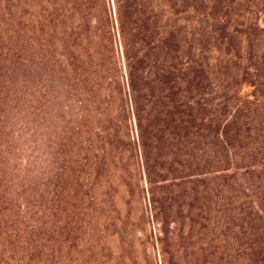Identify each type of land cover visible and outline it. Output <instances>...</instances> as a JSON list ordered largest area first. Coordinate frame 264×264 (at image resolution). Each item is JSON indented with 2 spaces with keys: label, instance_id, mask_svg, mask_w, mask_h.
Instances as JSON below:
<instances>
[{
  "label": "rangeland",
  "instance_id": "rangeland-1",
  "mask_svg": "<svg viewBox=\"0 0 264 264\" xmlns=\"http://www.w3.org/2000/svg\"><path fill=\"white\" fill-rule=\"evenodd\" d=\"M182 2L188 18L179 25L189 31L215 28L223 13L238 24L234 35L226 34L232 55L213 38L205 51L231 105L233 96L249 104L248 136L234 138L228 153L245 164L248 151L264 140V0ZM111 9V0H0V264H164L173 220L180 218L185 235L191 228L188 247L197 249L193 236L203 226L216 223V232L229 225L237 241L220 250L222 264H259L264 149L249 162L252 171L235 175L238 199L227 205L211 194L208 221L194 214L199 199L186 196L169 207V181L159 180V169L171 153L162 149L156 157L147 142L143 163ZM243 116L236 117L237 126ZM202 146L205 158L219 145L206 134ZM229 157L230 170L242 172ZM223 209L226 220L223 211L215 213ZM252 234L259 246L248 245Z\"/></svg>",
  "mask_w": 264,
  "mask_h": 264
},
{
  "label": "trees",
  "instance_id": "trees-1",
  "mask_svg": "<svg viewBox=\"0 0 264 264\" xmlns=\"http://www.w3.org/2000/svg\"><path fill=\"white\" fill-rule=\"evenodd\" d=\"M159 2L111 0L112 21L120 45L128 106L145 166L148 160L144 154L147 142L153 143L156 157H159L162 149L166 150V155L171 153L167 167L159 169L164 172L159 180L164 182L168 179L170 185L166 190L170 199L168 206H176L174 200L186 196L199 199V207L194 214L208 221L210 205L215 202L211 194L227 205L238 199L235 175L252 171L249 162L254 160L255 154L260 155L264 140L260 139L248 151L250 160H245V164L239 163L235 157H229L228 153L232 155V140L241 141L248 136L252 123V117L248 114L249 104L233 96L234 103L231 105V99L224 93L225 86L215 83L218 77L207 66V56L210 55L205 50L212 49V38L227 45L224 54L232 55L229 51L232 47L230 37L226 34L234 35L238 31V24L228 22L227 13H223L218 17L219 23L215 28L212 25L206 28L199 25L197 30L189 31L184 24L179 25L180 22H187L188 18V7L186 9L182 0L164 9L158 5ZM225 30L228 32L224 33ZM192 36H195L194 41ZM244 36H248L247 31H244ZM195 49L198 52L196 54L193 52ZM235 57L238 56L235 54ZM209 75H212L213 85L217 87L214 91L211 90ZM252 95L254 97V93ZM229 106H232L231 110ZM240 112L245 114L239 125L242 129L236 125V117ZM100 131H105L104 127ZM206 134L214 137L219 145L218 151L213 148L205 156L208 161L203 158L208 149L202 146V138ZM165 139L168 142L164 143ZM219 147L223 149L222 153ZM228 157L233 160V169L242 166V172L230 170L231 161L228 162ZM209 161L212 165H209ZM165 175L167 177H163ZM257 196L259 209L262 197ZM222 211L226 220L224 209L215 213ZM249 215L245 211L244 217ZM174 222L176 226L171 236V246L165 247L163 251L164 264H186L189 260L195 264H222L220 250L229 245L231 240L237 241L236 237H231V226L215 232L211 228L216 230L217 225L213 223L210 228L203 226L196 230L193 238H196L197 249H194L186 243V239L191 237V228L189 234L185 235L183 219ZM257 236L252 234L248 245L256 244ZM254 259L251 257V260ZM256 259L259 264H264L263 257Z\"/></svg>",
  "mask_w": 264,
  "mask_h": 264
}]
</instances>
